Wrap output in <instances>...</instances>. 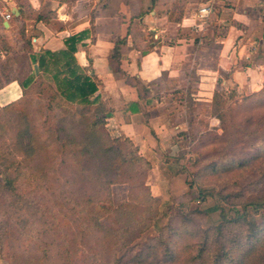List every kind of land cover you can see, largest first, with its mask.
Segmentation results:
<instances>
[{"label":"trees","instance_id":"16d2710c","mask_svg":"<svg viewBox=\"0 0 264 264\" xmlns=\"http://www.w3.org/2000/svg\"><path fill=\"white\" fill-rule=\"evenodd\" d=\"M18 2L24 19L28 18L27 9H31L35 19L50 22L43 12L33 10L30 3L23 0ZM0 24L4 28L1 21ZM2 30L0 29V33ZM77 39V36L69 37L66 40V50L51 52L42 49L34 52L31 40L26 38L27 64H37L40 74L35 76L34 68L23 77H8L0 72V85L16 80L23 89L21 98L0 106L2 111L19 106L25 92L39 80L42 84L43 74L55 67L58 71L52 76L56 81V92L52 98H61L71 105L90 106L93 113L90 117L86 115L87 119L84 117L78 123L66 124L55 120L51 124L50 120L55 118L53 112L59 105L48 102L43 108L46 111L41 123L44 130L48 127L49 134L45 137L33 131L34 125L29 123L24 114L12 113L10 120L13 121L12 125H16L17 149L22 152L25 161L31 160L40 150H50L60 163L70 161L74 166L64 169L54 166L50 170H37L28 166L25 169L19 168L15 173L0 171L3 176L0 189L3 194L29 201L41 217L45 216L39 226L49 225L44 235L47 236L51 228L52 235L57 236L53 247H38L39 251L28 250L26 253L14 252L10 263L49 264L56 247V256L63 264H73L74 259L79 260L75 239H78L79 234H89L92 237L96 232L97 244L88 246V252L92 255H89L88 260L95 264H162L173 262L179 257H184L193 264H264V223L251 221L247 216L249 206L255 210L264 207V197L245 199L241 203L244 208L242 213H237L234 218L224 219L213 227L189 231L184 223L170 225L167 231L161 229L157 236L144 244L129 246L142 232L154 225L153 218L157 215V200L150 192L145 174H140L141 170L149 172L152 163L141 155L132 139L113 134L110 130L107 121H110L112 110L106 101L96 96L98 82L76 61L74 53ZM1 52L4 56L13 52V47L4 35L0 37ZM2 60L0 58V66ZM216 102L217 93L214 92L212 110L218 118L223 119ZM38 112H42V109ZM50 113L52 117L49 116ZM181 135H186V132ZM164 161H167L166 158ZM243 164L241 161L240 165ZM39 172L41 175L36 177ZM22 176L29 179L26 182L30 189L33 187L34 194L40 196L38 200L30 199L28 194L25 195L20 190L17 182ZM121 183L128 184L130 199L114 206L112 187ZM0 226L3 230L4 242L0 249L3 257L4 250L13 247L9 237L16 242L19 240L17 234L22 237L23 232L7 223ZM180 242L182 244L179 248ZM123 247L127 249L118 256V251ZM86 258L83 253L81 263L85 264Z\"/></svg>","mask_w":264,"mask_h":264},{"label":"crops","instance_id":"0c3cea01","mask_svg":"<svg viewBox=\"0 0 264 264\" xmlns=\"http://www.w3.org/2000/svg\"><path fill=\"white\" fill-rule=\"evenodd\" d=\"M0 2L5 4L0 7L2 33L13 49L26 48L24 38L8 36L16 21L25 24L23 34L33 33L27 39L34 52L66 50V40L78 37L74 56L98 82L96 96L111 108L109 120L152 166L159 165L160 154H172L170 140L185 129L173 95L159 93L190 90L193 76L200 82L193 80L198 89L190 96L210 103L219 77L231 70L238 90L264 87V0H62L50 8L57 27L24 19L18 0ZM29 2L42 12L40 0ZM210 4L212 11L200 25L198 11ZM14 7L19 14L6 20ZM22 95L16 80L0 85V106Z\"/></svg>","mask_w":264,"mask_h":264},{"label":"rangeland","instance_id":"374dc122","mask_svg":"<svg viewBox=\"0 0 264 264\" xmlns=\"http://www.w3.org/2000/svg\"><path fill=\"white\" fill-rule=\"evenodd\" d=\"M23 1L30 3L29 0ZM40 1L42 12L49 17L50 23L57 27V16L55 11H50V8L62 0ZM4 5L0 2V7ZM26 16L31 19L35 17V14L31 9H27ZM31 22L29 23L31 24ZM14 23V28L8 33V36L11 37L10 40L14 41L16 38L17 41L20 37L26 39L28 35H33V33L23 34L22 29L25 28V24L17 21ZM0 29H3L1 24ZM223 30L225 31V28ZM223 30H219L220 35L225 33ZM2 35L7 36L0 33V37ZM27 55L26 48L23 50L13 49V52L3 57V66L1 64L0 72L8 77H23L33 68V65L27 64ZM57 71V68L51 67L50 72L43 74L44 79L41 80L43 83L41 84L39 80L32 85L25 92L19 106H14L12 110L8 111L0 109V171L9 170L11 173H15L19 168L25 169L28 166L37 170L39 168L50 170L54 166L63 169L70 165L72 167L73 164L70 161L62 164L56 160L53 157L54 153L50 150L45 152L40 150L34 154L31 160L25 161L22 152L17 149L16 125L15 123L12 125L13 121L10 120L12 113L22 116L24 114L29 123L34 125L33 131L41 133L45 137L49 134L48 127L44 130L41 123L46 111L43 108L48 102H52L55 106L59 105L53 112L55 118L50 120L51 124L55 120L74 124V122L78 123L93 115L90 106L71 105L61 98H52L56 92V81L52 75ZM231 76L232 70L224 72L222 77H219L220 81L215 89L216 103L219 105L217 109L223 114V119L216 116L212 110L211 102L193 100V98H199V95L190 96L194 88L198 89L194 86L193 76L192 83L189 85L190 90L159 93L161 97L165 94L173 95V101L176 102L175 110L179 113L178 120L184 121L185 129H181L170 140L171 155L160 154L159 165L152 166V169L147 173L143 170L140 171V174L146 176V183L151 194L157 200L158 209L157 215L153 218L154 225L142 232L129 246L144 244L148 239L157 236L161 229L167 231L170 225L184 223L189 231L213 227L224 219L234 218L237 213H242L244 208L241 203L245 199L264 197V88L262 87L258 91L238 90ZM224 79L229 80L228 84H222ZM194 81L200 82L197 77ZM23 105L24 107H22ZM41 109L42 112H38ZM49 116L52 117V114L50 113ZM107 122L110 124L109 128L112 133L119 134L116 125L112 124L113 121ZM37 126H40V129H37ZM71 132L75 133L73 130ZM184 132L186 135H181ZM165 158L167 161H164ZM241 161L244 162L243 165H240ZM40 175L39 172L36 177ZM2 178L3 176L0 175V181ZM26 180L29 179L22 176L17 182L20 190H23L25 195L28 194L30 199L38 200L40 196L34 194L33 187L30 189ZM128 199H130L128 184L121 183L112 187L114 206L126 202ZM34 208L29 201H21L14 195L3 194L0 189V224L13 225L23 232L22 237L17 234L19 240L16 242L11 241L9 237L13 247H7L3 252V257L0 253V264H11L10 257L14 252L26 253L28 250H38V247L43 248V246L53 247L55 244L57 236L52 235L51 228L48 235H44L49 225L39 226L45 216L41 217ZM247 216L251 221L264 223V207L255 210L249 206ZM42 230H44L43 233ZM95 233L92 234V237L89 234L83 236L79 234L78 239H75L79 260L74 259L73 264H84L81 263L83 253L87 256L85 264H95L88 260L89 255L92 256L88 252V246L97 244V234ZM2 235L3 230L0 226V249L4 242ZM181 244L180 242L179 248ZM19 247L21 250H18ZM126 249V247L120 249L117 253L118 256L122 255ZM56 252L55 247L54 256L52 259L50 258L49 264H63L56 256ZM162 264L193 263L184 257H179L173 262Z\"/></svg>","mask_w":264,"mask_h":264},{"label":"built area","instance_id":"2783aa9c","mask_svg":"<svg viewBox=\"0 0 264 264\" xmlns=\"http://www.w3.org/2000/svg\"><path fill=\"white\" fill-rule=\"evenodd\" d=\"M212 11V5H207L204 7H201L198 11V17L200 20V25H204L206 22L207 17L209 16V14ZM13 12L11 10H7V12L5 13V19L9 20L13 17Z\"/></svg>","mask_w":264,"mask_h":264},{"label":"water","instance_id":"95a60500","mask_svg":"<svg viewBox=\"0 0 264 264\" xmlns=\"http://www.w3.org/2000/svg\"><path fill=\"white\" fill-rule=\"evenodd\" d=\"M13 13L15 15H18L19 14V10L16 7H14ZM34 69H35V73L38 75L39 69H38V65L37 64L34 65Z\"/></svg>","mask_w":264,"mask_h":264}]
</instances>
